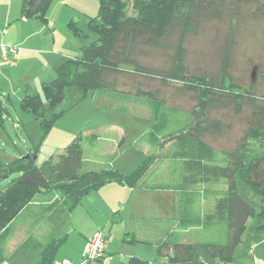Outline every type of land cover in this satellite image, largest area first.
I'll return each mask as SVG.
<instances>
[{
  "label": "trees",
  "instance_id": "16d2710c",
  "mask_svg": "<svg viewBox=\"0 0 264 264\" xmlns=\"http://www.w3.org/2000/svg\"><path fill=\"white\" fill-rule=\"evenodd\" d=\"M97 1V15L89 17L86 24L88 34L75 21L67 23L75 39L84 42L90 39V42L80 46L79 56L64 60L55 69L52 81L40 84L41 95L25 90L19 108L48 134L62 116V112L55 110L70 90L81 92L82 97L88 93H94L93 96L106 93L111 96L109 99L102 95L97 98L99 101L107 98L108 103L116 95L135 96L158 119L144 139V145L153 151L129 175L109 163L97 170L86 169L84 142L92 138L82 133L74 136L61 153L50 155L41 164L37 163L35 147L7 163L0 159V180L19 174L0 191V264L7 257L12 223L30 219L33 228L58 202L71 211L83 197L106 184L135 187L167 145L171 146L172 158L180 162L178 181L171 184L180 194L177 227L203 228L205 238L180 242L173 235L158 245L154 259L132 256L128 264H232L249 218L256 219L255 233L264 237V154L247 155L250 140L264 149V96L247 89L240 93L233 91L244 87L234 85L227 73L240 17L251 10L250 18L264 21V1ZM52 3L53 0H21L20 19L46 24ZM218 20L226 21L228 26L222 48V77L215 79L191 72L187 57L188 45L202 26ZM155 54L164 57L161 63L153 64ZM223 76L229 77V86L224 85ZM169 81L179 83L178 87L194 100L189 110L183 111L186 112L184 123L178 127L175 126L178 119L169 115L178 109L168 106L160 89ZM231 101L235 113L243 111V104L250 111L242 138L231 149L219 150L204 141L224 125L221 118L210 113L226 108ZM7 113L0 101V127ZM239 186L255 194L258 204L239 193ZM158 187L147 182L141 184L145 189ZM43 194L48 198H43ZM200 204L204 206L201 213ZM213 223H219L218 231H211ZM123 239L131 244L137 242L127 234ZM65 241L66 236L51 239L39 254L37 264H54Z\"/></svg>",
  "mask_w": 264,
  "mask_h": 264
},
{
  "label": "rangeland",
  "instance_id": "374dc122",
  "mask_svg": "<svg viewBox=\"0 0 264 264\" xmlns=\"http://www.w3.org/2000/svg\"><path fill=\"white\" fill-rule=\"evenodd\" d=\"M250 11L246 10L245 14L240 17L227 73L231 75L234 85L244 87L234 88L233 91L240 93L247 89L254 91L259 96H264V21L250 18L248 16ZM97 12V0H53L47 16L55 20L56 25L49 27L48 24L41 22L45 28L46 39L43 37L44 35L39 37V41L37 40L38 47L54 50L61 56H79L80 46L89 43L90 39L85 42L75 39L67 28V23L70 20L75 21L78 27L88 34L86 29L88 18L95 17ZM227 26L228 23L224 20L211 21L202 26L198 36L193 38L188 45L187 65L191 72L205 74L215 79L222 77L221 58ZM43 51L41 49L42 53ZM154 58L152 60L153 64H159L164 59L163 56L158 54H155ZM34 71L35 68L33 67L25 74L17 73L13 75L10 80L12 84H7L0 79V101L8 112L4 116L3 125L0 127V159L7 163L12 159L24 156L32 147H35L38 150L37 163L41 164L50 155L61 153L74 136L82 133L84 136L88 135L92 138L84 142L85 157L98 155L99 149L103 148L109 155L108 161L111 162V165L123 174H131L144 159V155L141 153L143 147H145L144 139L152 126L158 122V119L155 120L152 117L153 112L151 109L142 106L135 96L116 95L118 97L108 103V96L110 95H105L106 93L101 95L107 96L108 99L103 98L102 101H99L97 96L100 97V93H96L95 96H93L94 93H88L85 97H82L81 92L70 90L55 110L56 113L62 112V116L56 120L50 132L44 134L31 115L20 110L19 102L23 94L18 95V97L16 94L20 82L31 80ZM54 78L55 74L53 78L46 82L52 81ZM223 79L224 85L229 86V77L223 76ZM179 85V83L169 81L160 86L162 96L166 99L168 106L178 109L169 112L170 116H175L178 119L176 127L184 123L183 119L186 112L183 111L189 110L194 104L190 94L184 93L178 87ZM28 90L30 94L41 95L40 86L35 87L31 84ZM233 105L234 103L231 101L226 108L220 107L210 113L212 117L221 118L224 125L222 124V129L219 132L205 137L206 144L219 150L231 149L242 138L250 108L243 104V111L235 113L232 109ZM116 106L119 108L117 109ZM93 133L99 134L100 139L92 137ZM122 137L125 140L118 146ZM169 152V148L164 152L162 151L165 155ZM263 154L264 149L255 140H250L247 155L251 157ZM178 166L179 164H176L173 167L174 169L172 168L173 175L169 178L168 183L175 184L178 181ZM18 175L15 174L8 179L0 180V191L6 187L12 178ZM151 181L152 178L149 179V182ZM244 190V187H238L239 193L242 194ZM171 194L173 198L179 200L177 192L172 191ZM251 195L258 198L253 193ZM176 203L173 201V204L178 207V202ZM256 209L258 208L256 207ZM141 213L140 211L138 216H132L125 210L122 218H120V223L105 225L101 230L103 233L97 231L108 238L109 244L106 241V248L109 245V250L105 249L104 253L105 256L107 251L106 258H110L112 253H116L111 250H115L118 246L135 248L122 242V234L127 227L136 230L135 221L145 219V216ZM255 224L256 219L249 218L247 229L253 228ZM12 225L14 236L11 238L9 250L7 251V261L5 260L2 264H32L36 254L35 251L32 252L34 248L32 246L33 239L28 241L27 237L25 238V235H22L26 226L16 223ZM48 226L56 227L55 229L59 233L67 235L65 243L56 254L54 264H59L63 260L73 264H81L83 262V246L80 247L79 244V239L82 237L78 234V227L85 230L92 227L89 220L84 216L83 208L77 207L72 215L68 211L56 210L48 225H43L42 232ZM112 226L114 230L110 231ZM193 234V232L190 233V235ZM189 241L191 240L189 239ZM193 241H198V239ZM140 248L137 256L141 255L145 260L154 258L151 249L148 247ZM70 255H73L74 259ZM116 257L118 258V255ZM104 264H107V262Z\"/></svg>",
  "mask_w": 264,
  "mask_h": 264
},
{
  "label": "crops",
  "instance_id": "0c3cea01",
  "mask_svg": "<svg viewBox=\"0 0 264 264\" xmlns=\"http://www.w3.org/2000/svg\"><path fill=\"white\" fill-rule=\"evenodd\" d=\"M20 7L21 0H0V43L17 48L16 54L10 56V59L14 61V65H10L8 62L0 59V79L7 84H12L10 80L13 75L17 73L25 74L29 69L35 68L34 73L31 75L33 78L31 80L29 79V81H21V84L18 85L16 89L17 97L23 94L25 90H28L31 84L35 87L40 86L42 82H46L53 78L55 69L64 60L74 58L70 55H58L54 50L39 48L37 40L39 41V37L43 35L46 39V34H44L45 28L38 20L20 19ZM46 24H48L49 27L56 25L55 20L50 19L48 16ZM41 49L44 50L43 53ZM93 135H96L95 137L100 139L99 134L93 133ZM121 140L124 141L125 139L122 137ZM170 147V145H167L162 151L164 152L167 148L170 150ZM152 151L153 150H150V148L145 145L141 153L145 157ZM162 151L160 152V158L155 161L135 187L131 188L125 184L119 183L106 184L83 197L77 205V207L83 208L85 218L89 220L92 225L88 230L78 227V234L82 237L79 239L80 247H84L85 242L93 233L97 231L103 233L101 230H103L102 228H104L105 225L120 223V218H122L125 210L132 216H138L140 211L142 212L141 214L145 216V219L135 221L136 230L127 227L122 234V242L125 245L135 248L118 246L115 250H111L116 253H112L110 258H106L107 251L109 250V245H107L106 254L99 262L100 264H104L105 262H107V264H128L129 258L132 256L143 259L141 255L137 256L139 254V249H141L140 247H148L151 249L150 251L154 253L155 258L158 245L165 240L171 239L173 235H175L174 240L180 242H188L189 239L193 241L205 238L206 233L203 228L182 229V227H177L181 213L179 208L180 194L178 191L173 190L171 187L172 183L168 182L171 175H173V167L176 166V164H180V162L178 159L172 158L173 155L171 150L167 155L163 154ZM98 152V155L84 156L86 169L97 170L108 163L111 164V162L108 161L109 155L103 148L99 149ZM151 178L152 181L149 182ZM143 182L160 187L153 189L141 188ZM172 191L177 192L179 200L172 197ZM242 194L249 200H252L254 204H258L259 199L252 196L250 191L245 189ZM42 197L48 198V195L43 194ZM51 200L53 201L54 198ZM56 200H59V198H56ZM173 201H175V204L178 202V207L173 204ZM77 207L69 211L61 202H58L53 211L35 227H30V219L16 223L21 226H26L22 235H25L28 241H31V239L34 241L32 244L34 247L32 252L35 251L36 254L32 264H37L39 254L51 239L63 236H66L67 239V235L59 233L55 229L56 227L48 226L42 232L41 229L43 225H48L56 210L68 211L70 215H72ZM203 210L204 206L200 204V213ZM12 224L9 227L11 238L14 236ZM219 226V223H213L211 225V231H218ZM255 226L249 230L246 229L244 232L241 243L235 249L234 261L232 264H264V237L255 233ZM113 230L114 227L112 226L110 231ZM191 232L194 234L190 235ZM125 234H127V237L133 236L137 242L133 244L126 242L123 239ZM102 236L105 237L104 234H102ZM11 238L7 245V251L9 250ZM105 239L109 244L108 238L105 237ZM117 255L118 258L116 257ZM70 256L74 259L73 255ZM59 264H62V261Z\"/></svg>",
  "mask_w": 264,
  "mask_h": 264
},
{
  "label": "built area",
  "instance_id": "2783aa9c",
  "mask_svg": "<svg viewBox=\"0 0 264 264\" xmlns=\"http://www.w3.org/2000/svg\"><path fill=\"white\" fill-rule=\"evenodd\" d=\"M17 48L10 47L0 43V59L14 65V61L10 59L11 55L16 54ZM106 240L100 232H96L91 239L84 245L82 252L83 262L81 264H97L100 262L105 253ZM62 264H73L67 260H63Z\"/></svg>",
  "mask_w": 264,
  "mask_h": 264
}]
</instances>
